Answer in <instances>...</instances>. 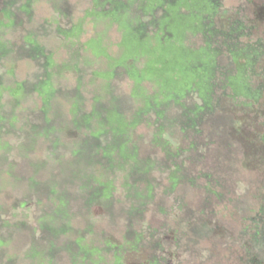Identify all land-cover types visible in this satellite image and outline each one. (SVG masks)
<instances>
[{
  "label": "trees",
  "instance_id": "16d2710c",
  "mask_svg": "<svg viewBox=\"0 0 264 264\" xmlns=\"http://www.w3.org/2000/svg\"><path fill=\"white\" fill-rule=\"evenodd\" d=\"M40 1L0 0V17L5 20L1 29L40 17ZM221 2L91 0L94 7L102 9L95 13L98 20L116 23L121 38L117 56L102 63L105 71L93 73L86 81L88 85L93 83V96L89 111L84 113L76 110L83 84L80 75L71 88L54 84L62 66H53L35 40L29 35L25 37L27 55L40 58L39 72L17 86L4 85L0 76V264H76L77 256L83 264H125V254L140 252L142 247L148 248L147 255H138L139 261L133 264H163L165 254L160 239L151 231L146 239L140 231L151 229L146 223L145 206L155 198L156 174L160 172L155 169H170L167 171L170 189L180 182H194V171H186L177 157L182 152H194L211 135L222 137L221 131L207 132V125L221 124L223 104L239 106L237 99L241 97L249 100V105L260 97L245 76V69L252 66L253 59L235 69L234 74H229L218 60L220 48L229 47L232 39L228 33H216L212 28L213 16ZM49 4V10L57 13L70 9L69 0H49ZM145 15L150 16L146 21ZM70 30L75 33L77 28ZM193 35L202 42L197 48L186 42ZM84 49L98 54V42L87 43ZM10 52L0 41V60ZM229 52L232 62L235 61L239 53ZM70 56L75 62L74 51ZM136 62L141 66L136 67ZM78 63L83 67L87 64L83 59H78ZM75 72L80 71L77 68ZM122 78L130 81L124 97L114 94L111 87L112 80ZM144 82L151 85L150 92L143 87ZM31 93L36 98L35 107L23 101ZM64 93L68 98L56 101ZM102 93H107L114 104H107ZM186 98L192 101L188 103ZM54 111L62 120L80 119L92 149L107 158L109 169L117 165L116 171H106V176L90 173L85 176L87 183L75 188L59 177V165L53 169L57 171L50 173L60 184L53 186L44 180L45 171L22 170L24 159L31 169L35 165L49 166L50 161L60 164L66 160L61 128L51 118ZM122 113H130L128 121L121 117ZM149 114L155 127L148 143L156 147L161 145L162 136H167L162 140L168 142L178 138L184 144L182 150L174 152L161 145V157L138 155L129 131ZM111 138L116 140L110 146ZM41 139L47 141V146L37 156H30V151L41 146ZM113 156L118 158V164ZM130 164L132 169L123 176ZM205 178L208 196L213 180ZM115 179L120 181L122 202L113 196ZM99 216L124 221L120 243L93 229ZM95 236L102 238L101 245L96 244ZM110 253L108 260L106 255Z\"/></svg>",
  "mask_w": 264,
  "mask_h": 264
},
{
  "label": "rangeland",
  "instance_id": "374dc122",
  "mask_svg": "<svg viewBox=\"0 0 264 264\" xmlns=\"http://www.w3.org/2000/svg\"><path fill=\"white\" fill-rule=\"evenodd\" d=\"M69 4L70 9L65 13H57L49 10V0H41L38 5L42 13L40 17L29 22L23 21L10 29H1L5 20L0 17V41L11 49L0 60V76L4 79V85L16 83L17 86L30 79L33 73L39 72L40 58L28 56L24 48L25 37L29 35L50 58L53 66H62L63 70L54 84L63 89L71 88L76 76L80 75L83 84L76 110L84 113L89 111L93 96V83L88 85L86 81L93 73L105 71L102 66L104 59L117 56V44L121 36L116 23L109 19L98 20L95 13L102 9L94 7L91 0H69ZM149 17L145 15L143 19L146 21ZM71 28H77V31L70 33ZM212 28L216 33H228L232 37L229 47L220 48L218 58L229 74H234L235 69L253 59L252 66L245 69V76L249 78L250 86L258 90L260 97L249 105V100L241 97L237 99L241 103L239 106L230 102L223 104L221 124L207 125V132L212 134L221 131L222 137L211 135L194 152H182L177 157L186 171H194V182H180L170 189L167 181V171L170 169H155L160 171L156 174L155 198L145 206L146 223L151 229L140 231L146 239L150 231L155 238L160 239L165 254L163 264H264V0H222L218 12L213 16ZM93 41L98 42V54L84 49L87 43ZM186 42L195 48L202 44L200 38L194 35ZM229 50L239 53L233 62ZM72 51L76 55L75 62L70 56ZM78 59L86 61L85 67L78 63ZM135 65L141 66L140 62ZM77 68L80 72L76 73ZM129 85L130 81L126 78L111 81L113 93L121 97L127 96ZM142 85L150 92L149 83L144 82ZM102 95L103 100L108 101L107 104H114L107 93ZM68 96L67 93L60 94L56 101L65 100ZM23 101L33 107L36 105L33 93ZM185 101L189 103L192 99L186 98ZM55 112L51 113V118L61 128L66 160L60 164L50 161L49 166L38 168L35 165L31 169L28 160L24 159L22 170L45 171L44 180L53 186L60 185L50 175L51 171H57L53 169L59 165V177L75 188L84 186L87 183L85 176L90 173L106 176V171H116L117 165L109 169L107 158L92 149L80 119L62 120ZM130 116V113L121 114L126 121ZM17 123L16 120V126ZM154 127L149 114L130 129V138L136 142L139 156L161 157V145L174 152L182 150L184 144L178 138L173 142L162 140L167 139V136L161 137V145L152 147L148 140ZM115 140L110 139V146ZM46 142L41 139L42 148L36 146L30 151V156L42 153ZM113 158L118 164V158ZM128 166L131 168L123 176L129 173L133 164ZM205 177L213 180L208 196L205 192ZM119 182V179L113 182L116 186L113 196L116 201L122 202L123 193ZM123 228L122 219L108 220L99 216L93 229L97 233H104L113 242L120 243ZM71 237L66 239L68 243ZM94 238L96 244H102L101 237ZM142 249L140 252L126 253L123 262L133 264L139 261L138 255L144 257L148 253V248ZM106 257L109 260L111 253ZM75 263L83 264L80 256L76 257Z\"/></svg>",
  "mask_w": 264,
  "mask_h": 264
}]
</instances>
